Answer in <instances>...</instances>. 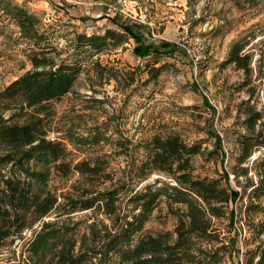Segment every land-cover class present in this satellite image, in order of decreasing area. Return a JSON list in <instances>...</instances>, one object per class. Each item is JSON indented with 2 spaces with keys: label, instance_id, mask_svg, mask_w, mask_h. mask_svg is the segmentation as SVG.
<instances>
[{
  "label": "trees",
  "instance_id": "1",
  "mask_svg": "<svg viewBox=\"0 0 264 264\" xmlns=\"http://www.w3.org/2000/svg\"><path fill=\"white\" fill-rule=\"evenodd\" d=\"M2 16L15 24L26 42L30 68L0 85V250L10 252L0 254V264H222L231 250L212 220L225 217L229 204L246 191V215L264 214V130L257 128L263 114L250 103L255 88L248 89L240 105L247 133L238 138L236 159L241 164L255 150L261 154L255 159L256 180L247 178L246 168L233 172L242 193L225 176L194 174L193 157L211 160L213 150L187 144L176 134H156L139 147L142 154L129 172L138 181L134 187L125 183L102 190L84 188L78 195L62 194L60 200L49 187L53 171L65 177L76 172L95 181L108 165V154L71 164L67 158L76 148L123 149L126 138L115 136L106 123L84 133L57 131L51 137L53 104L71 92L89 66L98 77L117 81L112 68L92 62V57L123 46L133 36L128 28L92 34L72 30L64 36L48 30L39 16L15 0H0ZM245 45L232 41L221 62L243 71V86L250 84L254 71L253 55L244 51ZM150 52L160 57L159 49ZM256 60L264 94V40ZM155 64L148 66L145 84L163 71V65ZM133 83V78L127 81L128 86ZM153 174L157 176L148 180ZM161 202L176 218L173 231L147 233L145 224ZM230 215L232 221V211ZM245 224L255 246L245 252L244 264H264V217Z\"/></svg>",
  "mask_w": 264,
  "mask_h": 264
},
{
  "label": "rangeland",
  "instance_id": "2",
  "mask_svg": "<svg viewBox=\"0 0 264 264\" xmlns=\"http://www.w3.org/2000/svg\"><path fill=\"white\" fill-rule=\"evenodd\" d=\"M15 1L39 16L48 30L56 29L64 36L72 30L92 34L107 28H128L133 36L123 46L92 57V62L112 68L110 72L117 74V81L98 77L89 66L71 92L53 104L51 137L57 131L84 133L106 123L115 136L126 138L123 149L76 148L67 158L71 164L108 154V165L95 181L76 172L65 177L53 171L49 187L60 200L62 194L78 195L84 188L102 190L125 183L134 187L138 181L129 172H133V164L142 154L139 147L156 134H176L187 144L199 143L205 151L213 150L211 160L193 157V172L198 176H225L228 184L241 193L233 172L246 168L247 178L256 180L255 159L261 152L255 150L241 164L236 158L238 138L247 133L240 105L246 102L250 87L255 88L250 103L263 114L257 128L264 130V94L255 72L264 40V0H240L236 4L230 0ZM236 39L246 43L244 51L253 55L254 71L246 86L242 85V70L221 65ZM26 48L15 24L0 17L1 86L30 68ZM136 49L144 55H138ZM154 49H159L158 59L150 52ZM153 62L155 66L163 65V71L155 81L145 84L148 66ZM130 77L134 83L128 86ZM239 181L246 184L247 180L240 176ZM246 194L229 204L225 217L212 220L223 244L231 250L222 264H244L245 252L255 246L245 221L257 222L264 214L246 215ZM175 224L176 218L161 202L145 224V232L173 231ZM0 252L10 254L7 249Z\"/></svg>",
  "mask_w": 264,
  "mask_h": 264
}]
</instances>
